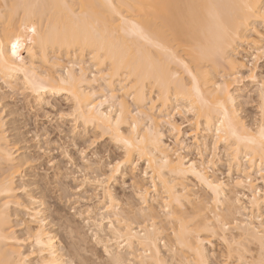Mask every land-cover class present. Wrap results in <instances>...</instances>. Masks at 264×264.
<instances>
[{"label": "bare ground", "instance_id": "obj_1", "mask_svg": "<svg viewBox=\"0 0 264 264\" xmlns=\"http://www.w3.org/2000/svg\"><path fill=\"white\" fill-rule=\"evenodd\" d=\"M257 2L0 0V52L3 53L0 81L8 86L21 81L39 101L45 96L64 93L72 99L75 109L78 98L85 114L96 104L99 112L92 110L90 113L96 119V126L79 121L84 129L92 128L95 132L109 107L119 115L122 106L124 115L120 131L126 138L131 137L134 148L128 160H124L123 153L121 170L133 167L137 160L146 164L147 176L144 173L141 180L131 183L133 196L125 201L126 209L109 186L116 177L106 180L112 176L111 165L116 162L106 166L100 163L96 176L89 177L101 190L104 203L101 214L90 206L86 211L88 217L84 219L96 246H102L104 258L98 264H211L214 241L225 247L227 257L221 264H262L264 261V139L260 135L264 116L259 123L249 125L240 118L229 125L223 111L214 105L217 100L223 101L229 119H234L233 102L235 111L240 112L238 96L232 87L234 80L228 81L227 94L216 95V86L225 82L222 77L232 73V65L217 67L206 61L198 62L196 58L201 48H209L215 42L210 10L176 7ZM219 11L227 15L242 12V9ZM32 28L35 32L30 31ZM252 28L254 31L245 30L246 35L241 36L238 48L232 51L230 59L235 64H244L245 58L239 57L243 50L249 56L259 51L258 22L253 23ZM17 38L21 46L18 54L13 55L12 43ZM61 56L67 60V66L64 73L58 75ZM38 63L50 67L40 72ZM90 68L94 72L89 73ZM29 81L38 85L37 90H32ZM229 95L232 101L228 100ZM130 102L136 107L135 113ZM205 102H211L213 107L209 108ZM1 104L0 94V110H3ZM179 105L193 116L191 134L183 133L173 119V111L182 110L186 114ZM222 120H225L223 126ZM130 123L136 124V132L132 131ZM125 126H129L126 131ZM5 127L2 116L0 264H21L23 259L32 264H97L90 259L92 257H87L84 236L77 235L74 223L56 212L46 216L45 212L50 209L42 208L46 204L42 200L44 197H37L23 183V168L29 167L34 160L27 148L19 147L20 142L10 140V132ZM164 127L170 134V143L166 142L169 138ZM199 128L204 129L205 135L212 134L213 149L209 157L205 155L210 150L206 136L202 131V137L196 133ZM217 129L220 130L219 138ZM137 135L140 140H136ZM237 136L241 139L237 140ZM218 143L225 145L228 176L236 172L228 181V177L224 180L212 171L217 163ZM136 144L141 151H135ZM191 149L197 152L194 159L185 154ZM194 173L210 181L216 190L201 183ZM259 180L262 187L257 183ZM190 182L194 183L193 187ZM50 217L58 220L61 224L56 222V225L64 230L65 236L59 240V234L49 229ZM18 227L24 230L31 243L28 253L22 252L19 242L24 238L17 237ZM37 233L39 243H36ZM63 242L66 245L61 246ZM162 246L170 257L163 253ZM65 247L68 253H64Z\"/></svg>", "mask_w": 264, "mask_h": 264}, {"label": "rangeland", "instance_id": "obj_2", "mask_svg": "<svg viewBox=\"0 0 264 264\" xmlns=\"http://www.w3.org/2000/svg\"><path fill=\"white\" fill-rule=\"evenodd\" d=\"M242 52L239 57H244V60H247L249 64H251V60L249 59L250 56L247 55L245 50ZM61 61V68L58 70V75L64 73V67L67 66V60L63 56H61ZM49 67V65L38 63L40 72L46 71L49 69ZM259 69L260 63H257L255 66V80H244L242 83H234L232 86L234 88V93L236 96H238L239 113L242 112L240 118H242V120H244V122L249 125L255 124L257 122L259 123L261 119V115L259 113L258 89L259 83H264V75L260 74ZM90 72H94V69L90 68L89 73ZM242 72L244 75H247V68ZM256 81H259V83ZM17 82L18 83H14L12 86H8L0 81V94L2 95L1 107L3 110L6 109V111H4L3 117L6 124L5 128L7 129V132H10L8 133L10 140L14 143L20 142L19 147H22L24 150L28 149V154L30 157H32V161L34 160V162H32L29 167L23 168V183L29 186L28 189L34 195L37 197L40 196V198L44 197L42 200L46 203L44 205L46 207L44 208L43 206L42 208L45 210L47 208L50 209L45 212L46 216H51V214L54 215L53 212H56L62 217L65 215L64 219L68 218L67 220L70 221V223H74L73 226L75 225L74 227L78 229H76L77 235L80 234L81 237L84 236L82 237L83 239H87L83 242V247L88 249L87 254L89 256L87 255V257H92L90 259H93L92 261L98 264L104 258L102 246H96L90 234V228L87 225L85 226V220L87 219L86 217H88L86 211L90 208V206L91 208H94L97 214H101L102 211L100 209H102L104 203L102 202L101 198V190L91 183L90 178H94L96 176L97 173L95 172H98V167L101 166V164H114L117 159L121 160L124 152L122 151L121 147H118L116 144L107 139V137L105 138L107 143L105 141H98L94 149L88 148V144L91 143V140L97 138V131L95 132V130L92 128L84 129L80 122L77 124L71 119L68 114L75 110V104L66 94L61 93L60 95H56L54 97L45 96L41 101H39L36 99L37 96L34 95L29 88L24 86L21 81ZM250 94L256 95L257 102L249 103L248 97ZM130 104L131 110L135 113V105L132 104V102H130ZM49 105H51V107H49ZM107 106L108 105H106V107ZM179 106L181 109L186 110L183 105ZM170 111L173 110L170 109ZM61 112L66 114L64 120L60 119ZM172 113L173 119L177 125H180L182 132L190 133L192 128H194L193 116L188 113L187 110L186 114H184L185 112L182 110H179V112L173 111ZM201 128H199L196 132L200 137H202L203 134L201 133L204 131V129ZM127 129H129V126L124 127L125 131ZM166 129V127L163 128L168 139L170 134ZM203 133V136H206L205 138H207V142L209 144L208 146L210 147L208 148L210 149L208 150L209 153L206 151L207 153L205 154L207 157H209L212 154L211 150L213 149V138L210 139L212 134L207 133V135H205V132ZM45 137H47L46 140L44 139ZM22 139L24 141H22ZM186 139L188 140V138ZM169 140L170 138L166 140V142L168 141V143H170ZM188 141H190L188 143H192L191 140ZM224 146V143H218L217 145L216 157H219L220 159L215 158L217 163L215 165L216 167H213L212 171L215 175L221 177L224 180L228 177L226 180L228 181L233 175V177H235L236 172H232V175L228 176L230 173L228 167L229 160L227 156H225L226 154ZM42 148L44 149L43 151H41ZM190 151H186L185 154L188 155L190 159H194L197 152L195 153V150L191 152ZM81 152H85V157L87 158L88 164L85 163V157L81 156ZM53 161H55V163H53ZM136 164L135 171H133V167H123L119 176L116 177V180L109 184L115 196L123 203L121 204L120 202V205H123L124 209H126L127 206L126 202L130 200L129 198L131 196H133V191L131 188L132 181L141 180L146 171L145 162L139 161V164ZM88 165H90L91 168ZM87 176L90 181H88V179L85 180ZM257 183H259L258 185L261 187L263 186L261 180H259ZM189 184L192 187L194 186L193 182H190ZM124 203H126V206ZM54 219L50 217L48 222L51 220L52 221L50 222L49 229H52L59 234V240V238L64 237L65 234L63 233L64 230L58 226L61 223L58 222V220L56 221V219L54 223ZM56 222L59 224L56 225ZM54 228H56V230ZM79 231L81 232L79 233ZM88 233L89 235L87 236ZM16 234L18 235L17 237L19 239L24 238L25 240L27 238L25 236L24 230L20 227L17 228ZM64 243L65 242H63L61 246L66 245V243ZM21 247L23 252L25 251L28 253L31 250V243L28 240V242L25 245L23 244ZM164 249L163 253L170 257L168 255L169 253L167 249L165 247ZM65 250L64 253H68L66 247ZM212 253H214V257L212 256L211 264H221L225 262V258L227 257L225 247L219 244L218 241H214V249L212 250ZM75 264H77V262Z\"/></svg>", "mask_w": 264, "mask_h": 264}, {"label": "snow or ice", "instance_id": "obj_3", "mask_svg": "<svg viewBox=\"0 0 264 264\" xmlns=\"http://www.w3.org/2000/svg\"><path fill=\"white\" fill-rule=\"evenodd\" d=\"M7 7V5H5ZM176 7H187V8H207L209 9V15L211 16L212 20L214 21V29H215V42L213 45L209 48H201V50L197 54L198 62H207L209 64H215L217 67L220 65H232L233 71L228 76L222 77L221 79L224 80V83H221L217 85V93L216 95H219L220 93L227 94L229 83L228 81L234 80L236 84L242 83L244 80H255L256 79V71L255 66L257 63H260V74L264 75V0H258L257 3H244L242 5H218V4H208V5H177ZM242 9V12H236V13H229L224 14L223 12L219 11L220 9ZM258 22L259 31L256 33L260 38V44H259V51L256 55H252L249 57L251 60V64L246 60L243 65L235 64L232 59H230V56L232 54V51H235L238 48V42L240 41V38L242 35H246L245 30H253L252 25L253 23ZM30 31L35 32V28L30 29ZM21 46L20 39L17 38L14 43H12V53L13 55L18 54V49ZM253 51H256L253 49ZM3 53L0 52V58H2ZM237 55H239V52H237ZM185 70H188V65H184ZM242 68H247V75H244L241 71ZM189 75H192L191 71L188 72ZM27 80L28 78L25 77ZM193 80L195 81V77H193ZM259 83V81H256ZM29 83L32 85V90L35 91L38 88V85L33 84L31 81ZM228 100L232 101V96H228ZM249 103L257 102V97L255 94H250L248 97ZM106 102L101 101L100 107H103V104ZM80 100L76 99L77 108L70 114H68L73 121H75L77 124L80 120L84 121V124L87 125L88 123H92L93 126H96V119L95 117H92L90 115L92 110H96L97 113L99 112V108L96 104H92L91 109L88 110L89 114H85L83 109L79 107ZM208 103L209 108L213 107V104L211 102H205ZM258 103H259V113L261 116H264V83H259V89H258ZM216 108H219L223 111L225 120L228 121L229 125L231 126L233 123H236L240 120V117L242 115L241 113H238L235 111V104L233 102V109H232V117L234 119H229V112L224 107V102L221 100H217L216 104L214 105ZM51 107V105H49ZM5 110H0V117L4 115ZM119 115H116L113 108L109 107L107 112L103 115V118L99 121L100 127L99 130L96 133V139H92L91 143L88 144V148L94 149L95 145L98 143V141H107L105 138H110L118 147L122 148V151L124 152V160H128L129 155L132 153V150L134 148V141L131 139V137L126 138L120 131V124L122 123L123 118V107L121 106L119 110ZM66 117V114L61 112L60 113V119L64 120ZM225 120L221 121V126L224 125ZM130 127L133 132H136V124L130 123ZM75 134V129H74ZM220 130L217 129V137L219 138ZM233 135L235 136V132H233ZM260 135L261 139H264V125L261 126L260 129ZM39 138V137H38ZM45 140L47 137L44 138ZM237 140H240L241 137H236ZM246 139V138H245ZM136 140H140V137L137 135ZM250 142V141H249ZM44 149L42 148L41 151ZM63 151V149H62ZM79 151V149H78ZM135 151H141L139 148V145H135ZM82 157H85V152L80 153ZM9 161L12 160V157H8ZM70 159V157H69ZM141 159H143V153L141 152ZM124 161L117 159L116 163L114 165H111L112 169V176L106 177V180H110L114 177H118L120 174V170L122 167ZM55 163V161H53ZM85 163H87V158L85 157ZM137 164H139V160L136 161ZM27 166V165H22ZM133 171H135V165H133ZM200 179L201 183H207L209 188H213L210 181L205 180L204 177H202L199 173H194ZM145 176H147V171H145ZM135 183V180L133 181ZM216 189L213 188V191ZM26 191V189L24 190ZM6 219V218H4ZM21 227H24V225H21ZM28 242V239L26 238L23 241H20L19 243L21 245L26 244ZM225 243H228L227 240L224 241ZM36 243H39V233H37ZM262 248H264V244H262ZM23 252V249H22ZM34 254V253H33ZM264 254V252H262ZM21 264H31V261H28L27 259H23ZM203 264V262H202ZM262 264H264V261H262Z\"/></svg>", "mask_w": 264, "mask_h": 264}]
</instances>
